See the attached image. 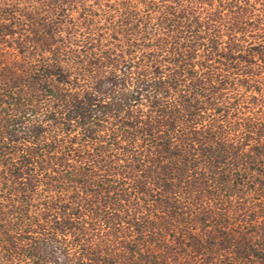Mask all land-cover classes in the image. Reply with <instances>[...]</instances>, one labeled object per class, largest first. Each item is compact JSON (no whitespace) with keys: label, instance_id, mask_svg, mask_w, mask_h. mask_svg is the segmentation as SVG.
Segmentation results:
<instances>
[{"label":"trees","instance_id":"1","mask_svg":"<svg viewBox=\"0 0 264 264\" xmlns=\"http://www.w3.org/2000/svg\"><path fill=\"white\" fill-rule=\"evenodd\" d=\"M0 264H264V0H0Z\"/></svg>","mask_w":264,"mask_h":264}]
</instances>
